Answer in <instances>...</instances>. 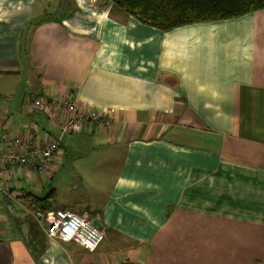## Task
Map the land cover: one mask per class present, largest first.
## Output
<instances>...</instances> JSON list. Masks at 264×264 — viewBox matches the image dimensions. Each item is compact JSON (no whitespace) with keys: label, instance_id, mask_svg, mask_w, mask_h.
<instances>
[{"label":"crops","instance_id":"1","mask_svg":"<svg viewBox=\"0 0 264 264\" xmlns=\"http://www.w3.org/2000/svg\"><path fill=\"white\" fill-rule=\"evenodd\" d=\"M62 96L115 116L64 134L51 162L52 181L78 180L55 207L104 239L50 241L0 192V264H264V9L164 31L110 0H0L6 128L57 138L62 116L30 101ZM2 182L43 187L21 168Z\"/></svg>","mask_w":264,"mask_h":264},{"label":"built area","instance_id":"2","mask_svg":"<svg viewBox=\"0 0 264 264\" xmlns=\"http://www.w3.org/2000/svg\"><path fill=\"white\" fill-rule=\"evenodd\" d=\"M1 102V101H0ZM30 111H38L49 116H62L57 138L34 140L11 132L3 122L0 103V192L10 203V210L19 208L30 217L50 241L73 242L88 252H93L104 239L103 228L99 230L90 223L92 218L78 214L68 207L42 208L30 198H22L12 193L2 180L9 177L15 168L33 170L37 176L52 174V163L60 147L64 134L77 132L83 125L95 130L108 129L115 122V116L98 110L84 109L70 97H35L30 101ZM128 264V263H127Z\"/></svg>","mask_w":264,"mask_h":264},{"label":"trees","instance_id":"3","mask_svg":"<svg viewBox=\"0 0 264 264\" xmlns=\"http://www.w3.org/2000/svg\"><path fill=\"white\" fill-rule=\"evenodd\" d=\"M113 7L141 23L161 30L197 22L216 21L239 17L264 9V0H110ZM22 198H30L38 207L51 208L42 202L36 193L27 192ZM6 206H10L5 197ZM28 217V216H27ZM35 228L34 221L28 217ZM126 264V263H123Z\"/></svg>","mask_w":264,"mask_h":264},{"label":"rangeland","instance_id":"4","mask_svg":"<svg viewBox=\"0 0 264 264\" xmlns=\"http://www.w3.org/2000/svg\"><path fill=\"white\" fill-rule=\"evenodd\" d=\"M48 4H50V3H48ZM50 5L53 6V3ZM57 9H58V7H57ZM47 11H49L51 13L50 8H48ZM45 14H46V12H43V15H45ZM33 139L34 140H42V139H36V138H33ZM63 145L65 146L64 143H63ZM61 148L64 149L65 147L62 146ZM59 149H60V147H59ZM59 149H57V152H59ZM63 149H60V150H63ZM63 164H64L63 166L66 165V163H63ZM93 166H95V165H93ZM74 175H76V174H74ZM40 178H41V182L43 184V187H40V189H36L33 187L32 188L36 190L35 192L37 195H39V197H45V199H40V202H42L45 205L47 204L51 207H55V206L60 205V203L62 201L61 199H63L65 197L67 190L71 187L72 182L75 185V183L78 181L76 179V182H74L75 178H70L68 176L62 177V179H61L59 174L56 176V181H52L49 175L40 176ZM63 180H65V182H62Z\"/></svg>","mask_w":264,"mask_h":264},{"label":"water","instance_id":"5","mask_svg":"<svg viewBox=\"0 0 264 264\" xmlns=\"http://www.w3.org/2000/svg\"><path fill=\"white\" fill-rule=\"evenodd\" d=\"M99 222L100 221L98 219L94 218V219H92V221L90 223H92L93 226H95L96 228L101 230L103 227H102V224Z\"/></svg>","mask_w":264,"mask_h":264},{"label":"bare ground","instance_id":"6","mask_svg":"<svg viewBox=\"0 0 264 264\" xmlns=\"http://www.w3.org/2000/svg\"><path fill=\"white\" fill-rule=\"evenodd\" d=\"M127 264V263H126Z\"/></svg>","mask_w":264,"mask_h":264}]
</instances>
